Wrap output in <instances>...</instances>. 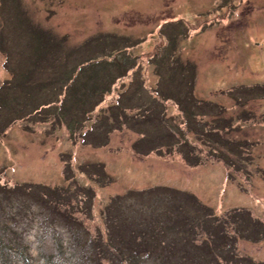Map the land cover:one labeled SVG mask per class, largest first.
I'll return each mask as SVG.
<instances>
[{
  "label": "rangeland",
  "instance_id": "374dc122",
  "mask_svg": "<svg viewBox=\"0 0 264 264\" xmlns=\"http://www.w3.org/2000/svg\"><path fill=\"white\" fill-rule=\"evenodd\" d=\"M159 222L264 264V0H0V238L91 264Z\"/></svg>",
  "mask_w": 264,
  "mask_h": 264
},
{
  "label": "trees",
  "instance_id": "16d2710c",
  "mask_svg": "<svg viewBox=\"0 0 264 264\" xmlns=\"http://www.w3.org/2000/svg\"><path fill=\"white\" fill-rule=\"evenodd\" d=\"M255 43L258 44L259 42H255ZM135 64H136V59L134 61L132 60L128 61L126 63V66H124L121 69V72L124 73L128 68L135 66ZM108 79H109L108 76H106L104 79L102 78L99 81H96L94 79L93 83L89 85V88L93 90L99 89V87H103L106 83L111 82V80ZM86 96L87 95L85 94V101H87ZM157 102L158 100L155 99V102L146 103L145 106L141 105L142 103H138V104L140 110L141 109L147 110L153 105H155ZM91 105L92 104H90V106ZM88 106H86L87 108L83 107V109L85 111H88L89 109L92 108V107L88 108ZM189 123L192 124V122ZM217 128L218 127L216 128L213 127L211 128V130L216 131ZM192 194L193 193H190L192 200L194 201V199L197 198L194 194H193L194 196ZM196 207L202 210V215L200 212L198 215H195L192 211V208H190L189 217H193V216L204 217L203 210L206 207L200 204H196ZM187 219L188 218H185L184 220ZM170 221H172V219L167 222ZM167 222H164V224H166ZM197 222L198 221L196 220V223ZM201 223H203V221H201ZM158 224L159 225L155 226L156 228L155 233L158 236L154 241V243L146 242L144 238V232H145L144 230L140 231V233L143 234V238L140 237V239L137 242H135V245L133 246L129 244L124 245L123 243L124 238L121 236L116 237V240L118 241L117 243L113 242L114 238H110L106 241H100L99 239L90 240V244L93 246L90 247L93 249L94 252L93 256H88V257H92L91 264H107L104 263L102 259L104 253H111L112 258L108 257L110 260L108 264H122L123 261L128 262L129 264H204V261L207 260V258L209 257L219 258L218 253L214 254L213 256L205 255L208 254L210 250H208L207 252L202 251L201 248L205 245H203L202 241H199L193 230L192 233L185 232L182 234V236L178 235L177 237H175L174 235L175 233L170 234L167 232V235L163 234L161 232L163 228H160V222ZM114 225H117L115 221H114ZM132 230H134L135 232V229ZM154 246H157L158 248L161 247L162 252L158 254L150 253L149 248H152ZM20 248L21 246H18L17 244H9L6 241H4L3 238H0V264H35L34 258L26 254L23 251V249ZM63 257H65V255H63ZM17 260H19V263H16ZM51 262H57V261L53 260ZM59 264H69V263L61 259Z\"/></svg>",
  "mask_w": 264,
  "mask_h": 264
},
{
  "label": "clouds",
  "instance_id": "9594fccd",
  "mask_svg": "<svg viewBox=\"0 0 264 264\" xmlns=\"http://www.w3.org/2000/svg\"><path fill=\"white\" fill-rule=\"evenodd\" d=\"M228 10H230V9H228Z\"/></svg>",
  "mask_w": 264,
  "mask_h": 264
}]
</instances>
